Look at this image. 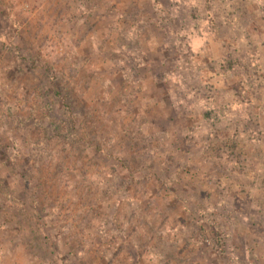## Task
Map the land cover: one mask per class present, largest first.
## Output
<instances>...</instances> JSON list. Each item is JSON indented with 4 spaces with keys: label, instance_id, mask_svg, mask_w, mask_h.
Listing matches in <instances>:
<instances>
[{
    "label": "rangeland",
    "instance_id": "374dc122",
    "mask_svg": "<svg viewBox=\"0 0 264 264\" xmlns=\"http://www.w3.org/2000/svg\"><path fill=\"white\" fill-rule=\"evenodd\" d=\"M0 264H264V0H0Z\"/></svg>",
    "mask_w": 264,
    "mask_h": 264
},
{
    "label": "trees",
    "instance_id": "16d2710c",
    "mask_svg": "<svg viewBox=\"0 0 264 264\" xmlns=\"http://www.w3.org/2000/svg\"><path fill=\"white\" fill-rule=\"evenodd\" d=\"M60 95V94H59ZM63 100V99H62ZM64 104H65V107L66 108H68L71 112H72V107L70 106V105H68L66 102H64ZM71 116H72V114H71ZM73 122V121H72ZM72 125H74V122L72 123ZM98 148V147H97ZM99 150L101 149V148H98Z\"/></svg>",
    "mask_w": 264,
    "mask_h": 264
}]
</instances>
